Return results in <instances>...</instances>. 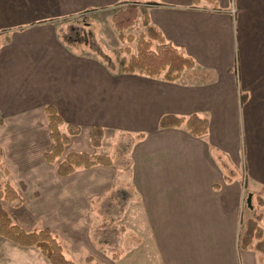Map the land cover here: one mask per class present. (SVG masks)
Masks as SVG:
<instances>
[{
    "label": "crops",
    "instance_id": "1",
    "mask_svg": "<svg viewBox=\"0 0 264 264\" xmlns=\"http://www.w3.org/2000/svg\"><path fill=\"white\" fill-rule=\"evenodd\" d=\"M128 3L146 7L152 24L195 67L175 82L127 74L111 69L104 51L79 47L59 33L62 19ZM216 3L0 0V123L28 132L15 154L44 160L52 144L47 105L64 126L81 128L68 151L102 149L90 143L95 127L104 130V140L107 132L132 138L125 153L130 172L96 166L70 176L102 187L113 173L109 190L124 195L128 187L131 199L105 211L152 230L112 264H139L134 260L144 255L138 250L145 241L154 247L146 251L149 264H264L263 253L239 248L244 197L264 192V0ZM168 115L207 118L208 134L194 137L184 125L161 128ZM2 149L5 157L12 154Z\"/></svg>",
    "mask_w": 264,
    "mask_h": 264
},
{
    "label": "rangeland",
    "instance_id": "2",
    "mask_svg": "<svg viewBox=\"0 0 264 264\" xmlns=\"http://www.w3.org/2000/svg\"><path fill=\"white\" fill-rule=\"evenodd\" d=\"M124 8L125 5L121 4L104 11L62 19L58 21L59 33L65 41H73L79 47H87L90 51L101 50L96 52L101 55L104 51L107 56L104 55L102 59L110 65V68L121 70L122 58H129L125 49L129 48L132 53H136L137 40L146 30L143 26V18L147 8L138 5L139 16L136 24L125 32L133 35L136 40L122 41L113 17ZM2 126L0 123V148H10L9 152L11 151L12 154L4 156V167L8 169L9 175L5 173L4 168H0V182L2 184L7 181L12 182L25 201L19 208H13L2 201L16 224L26 231L50 228L61 239L66 256L76 264H89L87 261L89 257L94 260L92 264H112L113 256L122 253L123 250L137 249L136 239L147 240L152 234L151 228L143 225V222L140 225L135 221L137 224L135 226L128 222L130 226L125 224V220L122 221L123 218L120 220L119 216L115 219L110 218L108 210L105 211L107 205L120 209L131 199L128 195L130 194L128 187H124V191L128 193L124 195L109 190L110 186H113V178H111L113 173L109 174L102 187L89 184L87 176L61 179L56 174V165L50 166L41 158L30 160L15 154L18 143L21 144L24 139L26 140L27 130L12 131ZM63 131H66V126L63 127ZM14 133L16 138H11ZM107 133L105 140L103 137V148L96 150L94 154L101 152L109 155L118 169L125 168L130 172V169H127L130 165L127 163L125 153L126 148L130 147L132 138L121 137L114 132ZM41 135L42 132L38 133V136ZM105 189H108L107 192ZM259 196L263 197L264 192L253 196L252 209L247 205V196L244 197V220H247L249 215L253 217L256 212H263L264 207L259 201ZM90 206H92L90 211L92 214L89 223L87 213ZM151 249H154L152 243L145 241L138 250L144 255L138 254L134 261L139 264H149L151 260L145 258H147L146 253ZM0 264L51 263L38 249L23 248L0 237Z\"/></svg>",
    "mask_w": 264,
    "mask_h": 264
},
{
    "label": "trees",
    "instance_id": "3",
    "mask_svg": "<svg viewBox=\"0 0 264 264\" xmlns=\"http://www.w3.org/2000/svg\"><path fill=\"white\" fill-rule=\"evenodd\" d=\"M202 1L204 0H193V4L198 6ZM205 1L217 6L216 0ZM124 5L125 8L114 15L113 22L122 41L134 42L135 37L125 32L136 24L139 16L138 4L128 3ZM143 26L146 30L140 34L137 40V52L132 53L129 48L125 49L129 58H122L121 72L139 73L152 78L162 77L165 81L175 82L185 71L195 67L194 59L168 42L158 28L152 24L149 15L144 16ZM45 115L52 144L50 150L44 154V160L47 164L56 165L58 177H70L80 169L87 170L96 166L111 167L114 165L109 156L68 151L72 138L80 135L81 128L77 125L68 124L66 131H63L64 121L53 105L45 107ZM183 125L194 137L198 138L206 136L209 131L208 119L198 115L190 117L168 115L160 121L161 128L181 127ZM103 137L104 130L101 127H95L90 132V143L93 149L102 146ZM4 166V151L0 148V168H4L5 173L9 175L8 169ZM2 201L13 208H19L25 203L12 182L7 181L5 184L0 182V237L23 248L38 249L51 264H76L66 256L61 239L50 228L26 231L13 221ZM259 201L264 207V196H259ZM242 223L244 229L239 236L240 250L254 248L264 254V209L263 212H256L253 217L244 220ZM87 261L89 264L94 262L92 257H89Z\"/></svg>",
    "mask_w": 264,
    "mask_h": 264
},
{
    "label": "water",
    "instance_id": "4",
    "mask_svg": "<svg viewBox=\"0 0 264 264\" xmlns=\"http://www.w3.org/2000/svg\"><path fill=\"white\" fill-rule=\"evenodd\" d=\"M252 198H253V195L252 194H249L248 199H247V205H248V207L250 209L253 208V206H252Z\"/></svg>",
    "mask_w": 264,
    "mask_h": 264
}]
</instances>
